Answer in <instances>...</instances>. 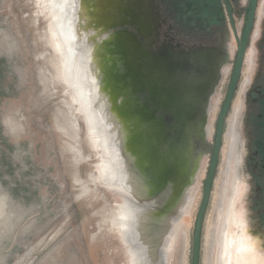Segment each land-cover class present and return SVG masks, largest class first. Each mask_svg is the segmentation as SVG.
<instances>
[{
    "label": "flooded vegetation",
    "instance_id": "obj_1",
    "mask_svg": "<svg viewBox=\"0 0 264 264\" xmlns=\"http://www.w3.org/2000/svg\"><path fill=\"white\" fill-rule=\"evenodd\" d=\"M36 4L47 21L58 75L82 118L96 158V184L119 199L109 207L113 217L108 221V233L116 234L122 244L125 264H168L179 242V230L183 232L187 223L182 220L192 217L200 192L193 195L194 185L189 188L165 227L150 230L134 204L139 198L134 192L135 180L123 165L101 109L90 49L96 41L133 32L134 19L143 18L155 33L154 51L162 47L177 53L223 48L226 63L210 98L200 145L208 167L250 0H36ZM90 131L95 133V141L90 139ZM102 161L108 163L103 169ZM211 199L208 222L212 227L208 228L213 248L208 256L213 259L215 252L213 264L216 259L219 264H264V0L256 1L239 75L223 119L209 204Z\"/></svg>",
    "mask_w": 264,
    "mask_h": 264
},
{
    "label": "rangeland",
    "instance_id": "obj_2",
    "mask_svg": "<svg viewBox=\"0 0 264 264\" xmlns=\"http://www.w3.org/2000/svg\"><path fill=\"white\" fill-rule=\"evenodd\" d=\"M110 41H96L90 49L96 84L106 95ZM55 60L36 0H0V264H125L122 244L107 231L113 217L109 207L119 199L91 181L96 158L82 118L56 75ZM7 122L16 123V136L8 133ZM89 137L96 140L93 131ZM100 166L107 167V161ZM206 167L203 156L193 187L200 197L192 217L182 220L190 226L185 239L179 230L168 264H179L186 242L190 264ZM211 211L212 199L200 264Z\"/></svg>",
    "mask_w": 264,
    "mask_h": 264
},
{
    "label": "water",
    "instance_id": "obj_3",
    "mask_svg": "<svg viewBox=\"0 0 264 264\" xmlns=\"http://www.w3.org/2000/svg\"><path fill=\"white\" fill-rule=\"evenodd\" d=\"M256 1L250 0L231 83L216 121L211 157L193 221L190 264H200L203 225L223 119L239 75ZM134 21L133 32L111 37L108 92L106 95L100 87L98 95L111 127L112 141L136 183L134 192L139 198H135L134 204L140 207L150 230L160 231L168 217L177 213L186 192L195 183L207 109L226 54L223 48L212 47L179 53L171 47L154 51L156 36L148 20Z\"/></svg>",
    "mask_w": 264,
    "mask_h": 264
},
{
    "label": "bare ground",
    "instance_id": "obj_4",
    "mask_svg": "<svg viewBox=\"0 0 264 264\" xmlns=\"http://www.w3.org/2000/svg\"><path fill=\"white\" fill-rule=\"evenodd\" d=\"M45 37V36H44ZM52 65H53V63H52ZM56 66V65H55ZM54 66V67H55ZM54 69V68H53ZM55 70H56V75L58 76V72H59V69L57 68V67H55ZM56 76V77H57ZM46 80V79H45ZM63 114H65V113H63ZM66 114H67V112H66ZM69 115V114H68ZM67 116V115H66ZM69 116H71V118L72 117H74L75 115L73 114V113H71V115H69ZM65 117V116H64ZM68 117V116H67ZM67 119V118H66ZM70 120V119H69ZM27 121V120H26ZM70 122H71V120H70ZM69 123V122H68ZM67 123V124H68ZM73 125V124H72ZM66 126V125H65ZM76 126H77V123H76ZM78 127H79V125H78ZM7 129H8V133L10 134V135H12V136H16V134L18 133V131L19 130H17V128H16V123H11V124H9L8 122H7ZM73 129H74V131H76V129H75V126L73 125ZM72 135H73V133H71ZM65 135V134H64ZM73 149H74V147H73ZM94 170H96L95 169V166H94ZM90 178H92V183H94V182H96L95 181V172L93 173V175L90 177ZM76 183H79L78 181H75ZM211 217L212 216H210V220H211ZM188 224H190V223H186L185 225H183V227H184V231H183V237H184V239H185V235H186V231L188 230V228H189V226L190 225H188ZM210 225V228L212 227V225L210 224V222H208V225H207V232H206V235H205V244H204V253H205V257H204V259H203V264H213V259H211L209 256H208V253H209V250L211 249L212 250V248H213V245H212V243H213V241H211V232L209 231L210 230V228H208V226ZM183 239V240H184ZM185 249H184V251H185V253L183 252V254H182V258L180 259V261H179V264H187V259H188V254H187V251H188V248L186 247L187 245H188V242H186L185 244ZM215 264H219V260L218 259H216V261H215Z\"/></svg>",
    "mask_w": 264,
    "mask_h": 264
}]
</instances>
